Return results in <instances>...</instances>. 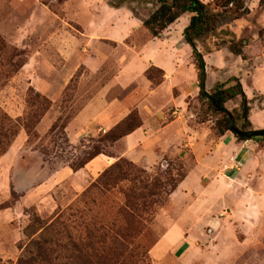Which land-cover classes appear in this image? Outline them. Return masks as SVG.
<instances>
[{
	"label": "rangeland",
	"instance_id": "rangeland-1",
	"mask_svg": "<svg viewBox=\"0 0 264 264\" xmlns=\"http://www.w3.org/2000/svg\"><path fill=\"white\" fill-rule=\"evenodd\" d=\"M122 1L119 8L112 7ZM246 6V16L222 28L243 41V63L225 51L220 71L209 68L206 86L232 87L229 80L237 78L250 116L264 110V6L259 7V0H246ZM156 8L154 0H0V264H16L29 242L40 236L50 253L39 264H106L113 255L107 227L121 224V188L128 185L113 190L95 185L119 160L132 163L122 155L123 139L142 126L134 103L164 80L161 70L144 69L141 60L142 48L152 39L142 21ZM182 24L180 20L165 29L168 42L178 48ZM126 31L130 35L121 41ZM220 38L212 36V43L198 45L203 60L210 55L208 48L215 53L222 44ZM196 79L189 70L184 83L191 93ZM36 94L51 107L28 134L26 116L41 106ZM188 98L184 108L181 101L171 105L168 121L174 122L177 137L172 145L139 148L142 160L132 163L151 175L160 169L175 176L181 168L186 177L153 207L140 236L126 244L134 258L125 264H264V237L246 240L250 223L260 222L264 232V209L252 212L253 198L246 196L264 194V172L236 181L241 167L231 169L224 154L212 155L221 116L198 96ZM110 103L114 110L118 104L127 106L126 116L111 123H102L101 111L90 116ZM225 108L241 116L240 98ZM237 126L242 127L240 121ZM116 128L127 135L115 143L101 141ZM242 142L264 147V138ZM94 148L115 159L113 163L98 174L94 167L86 168L92 160L74 171ZM34 219L43 228L33 227L26 237Z\"/></svg>",
	"mask_w": 264,
	"mask_h": 264
},
{
	"label": "trees",
	"instance_id": "trees-1",
	"mask_svg": "<svg viewBox=\"0 0 264 264\" xmlns=\"http://www.w3.org/2000/svg\"><path fill=\"white\" fill-rule=\"evenodd\" d=\"M157 8L145 20L142 21V27L149 33L152 38H159L161 33L170 25L176 22L182 15L187 14L189 21L187 27L183 31V38L192 50V59L198 67V99L206 102L207 108L221 119L216 122V131L219 136H223L226 132H230L237 140L246 141L247 139L239 134L251 133V125L248 121L249 107L246 96L242 90L238 79H231L234 82L232 87H226V84H216L210 93L205 90L206 72L203 53L198 50V45L209 40L212 43V36L219 37L220 43L213 51L226 48L235 56H242L244 47L243 41H236L232 34L222 30L223 27L231 25L249 13L246 7V0H214L213 4H204L199 0H154ZM121 3L112 7L119 8ZM264 6V0H259V7ZM207 53H212V48H208ZM242 58V57H241ZM243 59V58H242ZM240 98L241 116L234 117L229 113L225 104ZM35 99L41 100V106L32 115L26 116L24 128L31 134L35 126L39 123L42 116L51 107V104L40 98L39 95L34 96ZM32 98H29L30 101ZM238 121L242 127L237 126ZM56 126H54L55 128ZM118 128L107 134L101 139L102 142L115 143L127 134L118 133ZM101 149L94 148L93 152L73 168L77 171L85 166L88 162L101 155ZM179 168L175 176L167 172H161L157 169L154 175L139 169L131 162L119 160L110 166L97 180L95 186L103 190H113L121 184L126 183V188H121L124 197L123 205L118 209L117 215L120 217L121 224L117 226L114 222L110 225L108 232L111 233L110 245L115 246L113 255L110 256L106 264H125L134 258L131 251L132 248L126 244L132 243L142 232V223L147 221L153 215V207L160 205L164 199L169 197L185 179L186 175ZM95 186H92L94 188ZM13 196V194H12ZM33 227L43 228L42 223L38 219L27 227L25 233ZM33 232L32 234H34ZM105 236V235H104ZM112 239L114 241H112ZM132 245V244H131ZM47 243L40 236L36 240H32L25 247L22 255L16 264H39L41 259L49 254ZM127 257V258H126Z\"/></svg>",
	"mask_w": 264,
	"mask_h": 264
},
{
	"label": "crops",
	"instance_id": "crops-1",
	"mask_svg": "<svg viewBox=\"0 0 264 264\" xmlns=\"http://www.w3.org/2000/svg\"><path fill=\"white\" fill-rule=\"evenodd\" d=\"M199 1L204 4H209L212 0ZM180 20H182L184 23L182 24L181 29L182 38L180 48H178L177 45H173L172 43L168 42V37H166L168 33L167 30H165L161 35L162 37L152 38L150 42H148L147 45H145L141 50V60L143 61L144 69L147 67H155L161 70L164 73V80L157 88L148 91V93L143 95L142 98L140 97L139 100H136L138 101L137 103H134L142 117V126L123 139V144L125 145L126 150L122 155V157L127 156L128 158H131L132 163L138 164V162L142 160V156H139L140 153L138 154L137 151L139 148H152V146H161L163 148L172 145L171 143L175 140V138H177L173 136L174 122L168 121L172 103L174 104L176 101H181L183 103L184 101L189 100L188 97L194 99L199 95L198 79H196L194 83V92H192L193 94L187 89V86L184 83L186 74L189 72V70H192L198 76V67L193 62L191 48L186 44L183 38V31L188 25L189 16L187 14H184L173 24L178 23ZM129 35V32L126 31L121 41ZM262 38V52L264 55V30ZM225 51H228V49L222 48L218 51H215V53L212 52V54L210 53V55L205 56L204 63L206 81L208 78L207 73H209V68H211L214 73L220 71V65L223 64L220 57L224 55ZM235 57L239 60L240 63H243L240 56ZM211 59H213V62L211 61ZM240 81L242 82V80ZM121 83L123 85L126 84L122 80ZM173 90L177 91L175 98L173 95ZM205 90L207 93H210L212 90L207 89L206 82ZM166 91H168V93H166ZM118 105L119 107L116 110H114L116 108V105L114 106V104L112 103H110L106 107L105 105L100 106L99 109L90 116L95 117V115H97V113L101 111L102 115L100 116V118L102 119V123H111L113 122V118H117L118 120H120L122 119V117L124 118V116H126L128 107L124 104ZM182 107H185V102L183 103ZM82 115L84 114L80 113V117H83ZM87 116L88 115H86L85 117ZM144 117H149L148 121H146ZM248 121L252 127V132L264 131V110L258 111V113H254L253 115L248 116ZM111 127L113 126L111 125ZM215 153L224 154V164L231 165V169L236 164L241 167L237 168V172L239 173L238 176L235 177V180L238 182L242 181V179L240 178L241 176L243 177V179H246L250 172H254V174L264 172V147L260 146L259 142L237 141V139L233 137L232 133L226 132L223 136H220L219 142L215 146V150L214 148L212 149V155ZM148 159H152L150 153L148 154ZM213 159L214 158H212V165H215L216 162H214ZM229 159H232V164L229 163ZM114 160L115 159H113L112 157L100 155L93 159L90 163H88V165H86V168L92 170V168L94 167L95 173L98 174L109 167ZM149 165H151L150 162ZM246 196L248 198H253L251 203L252 205L249 206L251 207L252 212L258 214L263 211L264 194L259 192L253 194L252 191L250 194L247 193ZM246 229L247 242H249V240L251 239H255V241H258L259 239H261V236L264 237L263 228L258 221L253 224L250 223L249 226H246Z\"/></svg>",
	"mask_w": 264,
	"mask_h": 264
},
{
	"label": "water",
	"instance_id": "water-1",
	"mask_svg": "<svg viewBox=\"0 0 264 264\" xmlns=\"http://www.w3.org/2000/svg\"><path fill=\"white\" fill-rule=\"evenodd\" d=\"M239 136L245 137L248 141H257L259 139L264 138V131L261 132L253 131L248 134H239Z\"/></svg>",
	"mask_w": 264,
	"mask_h": 264
}]
</instances>
